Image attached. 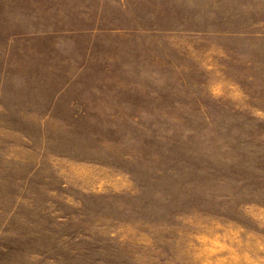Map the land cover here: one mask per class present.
<instances>
[{"label": "rangeland", "instance_id": "rangeland-1", "mask_svg": "<svg viewBox=\"0 0 264 264\" xmlns=\"http://www.w3.org/2000/svg\"><path fill=\"white\" fill-rule=\"evenodd\" d=\"M0 264H264V0H0Z\"/></svg>", "mask_w": 264, "mask_h": 264}]
</instances>
